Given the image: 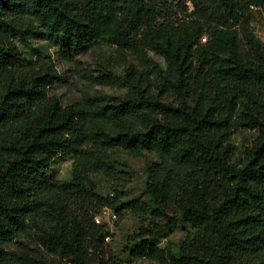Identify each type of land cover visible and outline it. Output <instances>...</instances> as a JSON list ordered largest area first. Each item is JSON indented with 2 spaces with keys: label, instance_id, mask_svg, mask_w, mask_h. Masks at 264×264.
Here are the masks:
<instances>
[{
  "label": "trees",
  "instance_id": "1",
  "mask_svg": "<svg viewBox=\"0 0 264 264\" xmlns=\"http://www.w3.org/2000/svg\"><path fill=\"white\" fill-rule=\"evenodd\" d=\"M264 0H0V264H120L108 224L130 210L149 224L127 253L159 264H264V44L251 14ZM42 30L67 53L96 45L134 56L144 71H105L125 94L64 106L51 96L50 61L26 66L14 39ZM152 55L163 60H153ZM119 59H114L118 64ZM257 133L236 160L233 135ZM144 150L152 207L105 196L93 176L114 175L105 155ZM73 159L71 181L52 162ZM193 228L177 251L164 227ZM116 222V223H117Z\"/></svg>",
  "mask_w": 264,
  "mask_h": 264
},
{
  "label": "rangeland",
  "instance_id": "2",
  "mask_svg": "<svg viewBox=\"0 0 264 264\" xmlns=\"http://www.w3.org/2000/svg\"><path fill=\"white\" fill-rule=\"evenodd\" d=\"M252 25L258 40L264 44V17L259 9L251 14ZM26 58V66L36 64L40 59L50 61L60 77L59 82L50 88L51 96L57 97L64 106L80 102L96 101L99 96L125 94L127 89L120 86L106 85L101 77L104 70L123 74L128 69L144 71L136 58L127 52L118 53L114 47L96 45L90 49L67 53L42 30L36 34H26L14 39ZM119 59L116 64L114 59ZM155 62L163 64V60L152 55ZM257 133L249 129H238L233 135L237 148L236 160H241L243 151L251 147ZM108 159L117 163L114 175L93 176L98 191L103 195H113L120 189L125 193V201L138 199L152 207L146 190L148 167L152 163H160V158L147 150L143 157L137 158L121 148H109L105 151ZM49 174L55 181L68 182L73 177V159L59 156L51 165ZM149 216H136L130 210L125 212L123 221L107 227L110 244L120 264H159L146 258L138 259L128 255L130 238L137 235L143 226L149 224ZM193 228L181 219H177L163 228L155 239L158 247L177 251L184 240L193 232ZM44 264V263H43ZM59 264H65V261Z\"/></svg>",
  "mask_w": 264,
  "mask_h": 264
},
{
  "label": "built area",
  "instance_id": "3",
  "mask_svg": "<svg viewBox=\"0 0 264 264\" xmlns=\"http://www.w3.org/2000/svg\"><path fill=\"white\" fill-rule=\"evenodd\" d=\"M117 220H118L117 214L115 213V211L109 208L103 209L100 212V214L95 218L97 224L99 225L108 224L109 226L117 222ZM106 241L110 242L109 236H107Z\"/></svg>",
  "mask_w": 264,
  "mask_h": 264
}]
</instances>
